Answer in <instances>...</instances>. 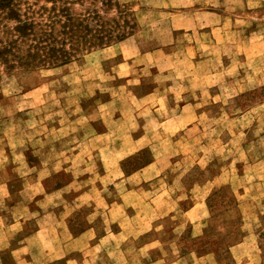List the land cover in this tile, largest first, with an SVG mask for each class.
<instances>
[{
    "label": "rangeland",
    "instance_id": "rangeland-1",
    "mask_svg": "<svg viewBox=\"0 0 264 264\" xmlns=\"http://www.w3.org/2000/svg\"><path fill=\"white\" fill-rule=\"evenodd\" d=\"M6 1L0 264H264V0Z\"/></svg>",
    "mask_w": 264,
    "mask_h": 264
},
{
    "label": "trees",
    "instance_id": "trees-1",
    "mask_svg": "<svg viewBox=\"0 0 264 264\" xmlns=\"http://www.w3.org/2000/svg\"><path fill=\"white\" fill-rule=\"evenodd\" d=\"M3 2H6L7 3V5H5ZM11 2L9 1V2H7L6 0H0V7L1 8H7L8 10H7V13H10V14H12L13 13V10H12V8H10L12 5L10 4ZM31 23H29V22H22L19 26H17V28H15L16 29V31L18 32V34H21V35H23V36H35V34L32 32V27H31ZM41 34H43V35H46V37H47V35H50V32H48V31H43ZM51 36V35H50ZM49 40H50V38H49V36L47 37ZM37 42V41H36ZM34 43V45L35 44H37V43ZM36 47H38V45L36 46ZM48 53L50 54V56L51 55H53V53H55V48H53L52 46H48ZM66 58H67V55H65L64 56V58H63V60H66ZM63 62H65V61H63Z\"/></svg>",
    "mask_w": 264,
    "mask_h": 264
}]
</instances>
